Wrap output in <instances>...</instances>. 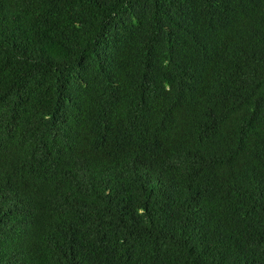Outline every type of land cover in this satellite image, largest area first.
Listing matches in <instances>:
<instances>
[{"label":"trees","instance_id":"1","mask_svg":"<svg viewBox=\"0 0 264 264\" xmlns=\"http://www.w3.org/2000/svg\"><path fill=\"white\" fill-rule=\"evenodd\" d=\"M0 264H264V0H0Z\"/></svg>","mask_w":264,"mask_h":264}]
</instances>
